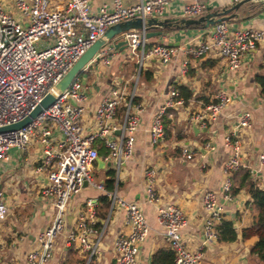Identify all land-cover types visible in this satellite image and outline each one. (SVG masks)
I'll list each match as a JSON object with an SVG mask.
<instances>
[{
    "label": "built area",
    "instance_id": "obj_1",
    "mask_svg": "<svg viewBox=\"0 0 264 264\" xmlns=\"http://www.w3.org/2000/svg\"><path fill=\"white\" fill-rule=\"evenodd\" d=\"M171 0H141L125 5L123 0H113L114 9L107 4L97 11L91 0H13L9 5L0 3V127L12 125L30 117L44 97L65 77L81 56L99 39L105 37L109 27L136 17L144 20L155 16L163 18ZM239 3L243 0H233ZM204 2L183 5L185 17H200L208 11ZM16 9L17 14L13 11ZM207 39L188 47L165 43L151 44L145 30L132 29L117 37L127 39V57L133 56L134 78L130 90L128 82L114 78L109 94L98 104L94 125L90 131L84 127L87 112L88 85L85 71L75 77L71 86L48 108L31 118L26 126L0 133V164L8 159L10 151L18 147L27 149L34 141L41 146L37 171L46 176L44 196L51 200L55 215L50 226L42 230L35 246L27 254L28 264H49L54 256L56 239L65 232L73 197L87 182L109 197L108 214L98 221V199L89 197L76 215L75 225L65 234L68 246L75 245L86 257V263L98 253L106 228L116 206L125 210L128 232L114 242L116 264H137L141 245L150 233V225L137 201L119 195L124 166L135 153L137 132L140 129L142 103L136 101L138 84L152 59L161 66L169 65L178 55L183 56L182 73L188 71L190 59L202 58L215 53L228 63L231 71L242 66L246 52L253 51L264 42V29H233L228 21H220L207 29ZM119 49L108 41L96 52L92 61L110 64ZM133 59V58H132ZM233 95L217 91L210 103L191 113L192 122L207 127L222 110L233 102ZM182 91L172 85L168 99L153 115L149 128L150 143L160 145L167 137L164 115L170 109L184 105ZM264 110V107H263ZM253 114L244 111L237 124L224 136L230 155L224 163L223 198L233 200L234 173L245 167L242 131L252 126ZM205 149L213 150L207 143ZM103 149V152L101 150ZM182 155L191 161L195 152L188 146L181 147ZM102 160L115 172L113 190L105 182H96V163ZM264 167V151L259 155ZM159 167L151 165L144 171L147 201L161 200L158 183ZM203 208L206 213L204 237L206 244L218 240V225L225 219V207L221 197L209 190L204 193ZM158 220L164 236L174 252V264H213L206 261L202 249L192 250L182 236L187 226L186 213L174 203L157 206ZM9 207L5 192L0 189V235L7 220ZM2 240L0 238V249Z\"/></svg>",
    "mask_w": 264,
    "mask_h": 264
},
{
    "label": "crops",
    "instance_id": "obj_2",
    "mask_svg": "<svg viewBox=\"0 0 264 264\" xmlns=\"http://www.w3.org/2000/svg\"><path fill=\"white\" fill-rule=\"evenodd\" d=\"M3 1L0 0V3L3 4ZM11 1L13 0H9ZM91 1L95 11L104 4L110 10L114 9L113 0ZM140 1L123 0V3L134 5ZM196 1L207 3V12L234 4L233 0H171L163 18L185 17L183 5ZM233 13L238 16L227 20L233 29H264V0H244ZM207 29L200 24H179L171 29H163L162 35L150 38L149 42L188 47L206 40ZM182 61L181 54L167 66H161L155 58L149 61L136 93V101L143 104L144 112L140 116L135 153L123 168L119 195L139 202L151 227L148 237L141 245L137 264H152L153 255L158 250L170 248L159 223L157 210L158 205L168 203L178 205L186 213L188 224L182 228L183 239L190 249H202L206 261L213 264H261L251 255L256 237L243 239L241 236L242 230L254 221L255 211L247 205L251 199L249 189L241 188L231 201L224 200L222 190L223 167L231 152L225 146L224 136L246 110L252 112L253 119L251 128L242 131L245 167L234 173L233 182L236 187L240 185L243 175L241 172L245 170L251 173L253 181L259 187L264 188V167L260 166L259 161V155L264 151V98L256 80L258 74L264 72V42L243 55L242 66L237 71H231L227 61L215 53L190 59L186 74L182 73ZM126 65L125 49H119L110 64L101 61L89 63L84 74L88 85L87 112L84 116L87 131L93 127L97 106L109 94L114 78L128 82L129 89H132L134 67L126 69ZM115 68L117 69L114 71ZM176 84L187 86L192 91V98L188 103L169 110L172 120L169 124L170 132L160 145L152 146L149 128L153 115L165 104L171 86ZM217 91L233 95V102L207 127L192 122L191 113L201 110L204 103L212 102ZM207 143L213 144L215 148L205 149L204 145ZM183 145L195 152L193 160L188 161L182 155ZM40 156L41 146L34 141L27 149L13 148L8 159L0 164V189L5 192L9 207L8 218L1 228L0 264H28L26 257L35 246L38 234L50 226L54 219V206L43 194L46 176L37 171ZM151 165H156L160 170L157 187L161 200L155 204L147 201L144 174L145 169ZM96 167L105 172L104 179L100 181L105 182L111 169L102 160L97 161ZM209 190L220 195L225 207V219L231 220L239 233L236 241L206 244L203 197ZM101 194L99 190L85 186L73 197L65 232L56 239L54 256L49 264L86 263L87 257L83 252L75 245L66 244L65 234L75 225L76 215L85 201ZM127 232L125 210L116 206L91 264H116L114 242L118 236Z\"/></svg>",
    "mask_w": 264,
    "mask_h": 264
},
{
    "label": "water",
    "instance_id": "obj_3",
    "mask_svg": "<svg viewBox=\"0 0 264 264\" xmlns=\"http://www.w3.org/2000/svg\"><path fill=\"white\" fill-rule=\"evenodd\" d=\"M244 3V0L239 3H234L230 7H224L221 10H215L213 12H207L200 17H182V18H159L149 17L143 19L142 17H136L120 23H117L109 27L106 31L105 37L95 42L75 63L72 69L65 75V77L44 97L41 103L32 112L30 117L25 118L23 121L0 127L1 132L14 131L26 126L30 123L31 118L39 115L45 108L51 106L72 84L75 77L83 72V69L93 60L98 49L105 45L108 41H112L114 46L118 49H126L128 46L127 39H120L117 37L120 33L139 29L146 31V37L148 39L162 35L163 29H171L177 27L179 24H200L205 28L216 24L220 21H227L235 16H238L233 11L238 10ZM160 29V30H155ZM88 183H85L87 186Z\"/></svg>",
    "mask_w": 264,
    "mask_h": 264
},
{
    "label": "trees",
    "instance_id": "obj_4",
    "mask_svg": "<svg viewBox=\"0 0 264 264\" xmlns=\"http://www.w3.org/2000/svg\"><path fill=\"white\" fill-rule=\"evenodd\" d=\"M151 44H155L151 42ZM257 82L261 87V96L264 98V72L258 74L256 78ZM176 87L182 91V94L185 99V103L192 98V91L185 85H177ZM169 110L164 115V123L167 129V133L170 132L169 124L172 123V120L169 117ZM103 152V149L101 150ZM242 180L240 185L233 186L232 194L235 195L238 193L241 188L247 187L250 192V200L248 202V206L254 209V221L249 226L242 230V238L248 239L251 237H256V241L254 242L251 255L256 257V259L264 264V188L259 187L255 181H253L251 177V173L249 171L241 172ZM109 178L105 180V185L108 190H113L114 188V175L115 172L111 170L109 172ZM99 199V207L97 209L98 221L95 224V227L100 228L102 225L101 220L106 217L110 207V199L107 195L101 194L98 196ZM218 240L220 242H233L239 238V233L235 227V224L231 220L223 219L220 225H218ZM91 260L90 264L92 263ZM152 264H174V252L171 249L162 248L158 250L153 255V263Z\"/></svg>",
    "mask_w": 264,
    "mask_h": 264
},
{
    "label": "rangeland",
    "instance_id": "obj_5",
    "mask_svg": "<svg viewBox=\"0 0 264 264\" xmlns=\"http://www.w3.org/2000/svg\"><path fill=\"white\" fill-rule=\"evenodd\" d=\"M3 4L8 5V4H10V2H9V0H4V1H3ZM13 13H14V14H17L16 9L13 11ZM132 58H133V59H132ZM134 63H135V59H134V57H133V56H131V57L128 56V57H127V65H126V69H127V68H130V67H131V68L134 67ZM93 67H94V66H93ZM93 67H92V69H93ZM117 68H118V67H117ZM117 68H115V69H113V70L115 71ZM92 69L90 70L91 73H93ZM124 72H125V71H124ZM89 80H91V77H89ZM89 82H90V81H89ZM108 168H111V167L108 166ZM93 173H94V178H95V181H96V182H100L101 179H104V177H105V172H104L103 170L97 168V167H96V170L93 171ZM90 187H92V186H90ZM92 188H94V187H92Z\"/></svg>",
    "mask_w": 264,
    "mask_h": 264
}]
</instances>
